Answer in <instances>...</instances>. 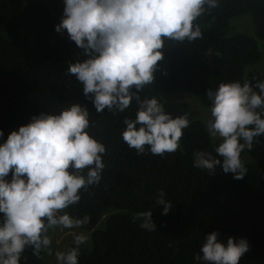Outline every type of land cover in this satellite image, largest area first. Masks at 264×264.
I'll return each mask as SVG.
<instances>
[{
  "label": "trees",
  "instance_id": "trees-1",
  "mask_svg": "<svg viewBox=\"0 0 264 264\" xmlns=\"http://www.w3.org/2000/svg\"><path fill=\"white\" fill-rule=\"evenodd\" d=\"M248 14L264 17V0H219L218 8L198 20L203 38L166 40L154 82L140 93L141 99L155 96L161 102L160 91H182L210 108L206 92L212 89L211 77L220 83L264 81V73L246 75V68L262 58L258 40L230 34L232 20ZM55 28L54 15L39 0H0V144L41 113L59 114L75 104L89 111L88 131L105 145L106 154L99 185L82 192L81 201L68 209L73 216L91 217L81 230L93 232V249L81 246L79 264H202L194 256L214 231L224 243L229 237L249 242L250 251L240 264H264V135L247 150L260 169L256 187L234 179L222 167L214 175L193 167L196 151L216 156L202 120L183 130L176 152L159 156L146 148L138 154L121 136L124 119L135 118L136 101L124 112L97 113L83 84L67 71L69 64L86 58L83 50L66 30L61 34ZM160 189L172 204L167 215L156 203ZM148 210L156 231L142 229L133 220L137 212ZM102 218L105 227L97 230ZM74 246L72 241L69 247ZM46 253L34 256L27 248L20 264H45Z\"/></svg>",
  "mask_w": 264,
  "mask_h": 264
},
{
  "label": "clouds",
  "instance_id": "clouds-1",
  "mask_svg": "<svg viewBox=\"0 0 264 264\" xmlns=\"http://www.w3.org/2000/svg\"><path fill=\"white\" fill-rule=\"evenodd\" d=\"M63 18L55 31H67L83 50V61L69 64L68 73L83 84L85 97L96 112H124L133 100L135 118H125L122 140L138 154L146 148L163 156L180 149L190 113L173 118L157 97L141 99L140 93L154 82L165 41L183 43L203 38L198 20L219 7V0H64ZM211 118L208 134L218 140L214 151H196L193 167L212 175L217 167L243 179L247 168L241 159L264 135V81L221 82L208 89ZM90 113L80 104L59 114L32 117L0 144V264H20L27 248L34 256L52 255V235L58 229H81L91 217L73 216L82 192L98 186L104 170L106 147L90 133ZM0 137L3 132L0 131ZM220 157V158H217ZM11 175V179L8 177ZM156 203L162 215L172 208L163 189ZM153 212L133 216L139 226L156 231ZM74 247L55 252L57 264H79L80 248L88 242L85 232H73ZM218 232L206 236L196 261L202 264H240L250 251L249 242Z\"/></svg>",
  "mask_w": 264,
  "mask_h": 264
},
{
  "label": "rangeland",
  "instance_id": "rangeland-1",
  "mask_svg": "<svg viewBox=\"0 0 264 264\" xmlns=\"http://www.w3.org/2000/svg\"><path fill=\"white\" fill-rule=\"evenodd\" d=\"M36 0H28V2H32ZM44 3L54 15L56 26L60 24L63 18L64 12V0H39ZM61 34H65V31L60 32ZM239 33H245L256 38L259 42L260 49L262 52L261 60L253 65L246 68V75L252 71H257L264 73V17L257 14H248L240 17H236L232 20L231 23V35H237ZM219 79L216 77H211V85L212 90H216L219 86ZM161 103L164 104L165 111L172 114L174 118L181 116L185 113H190L189 119L191 122L195 120H202L205 122L211 118L210 108L203 107L200 102L190 93L188 92H164L160 91L159 93ZM211 137V136H210ZM212 143L214 146H217L218 140L213 139L211 137ZM242 160L245 166L251 167L249 171L246 172L244 176V180L251 186H258L260 179V169L256 161H254L247 153V150L244 151ZM255 170V171H254ZM105 227V219L102 218L98 226L97 230H101ZM81 229H73L68 230L65 229L63 231L57 230L55 233H51L52 235V255L46 253L43 257V261L45 264H57L55 252L57 251H65L70 246L73 241L72 233L73 232H81ZM84 232V231H82ZM89 239L86 244H84L87 249H93V232H85Z\"/></svg>",
  "mask_w": 264,
  "mask_h": 264
}]
</instances>
